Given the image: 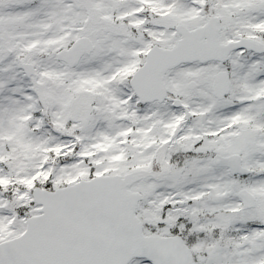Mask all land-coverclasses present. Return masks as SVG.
<instances>
[{
  "label": "snow or ice",
  "instance_id": "1",
  "mask_svg": "<svg viewBox=\"0 0 264 264\" xmlns=\"http://www.w3.org/2000/svg\"><path fill=\"white\" fill-rule=\"evenodd\" d=\"M0 264H264V0H0Z\"/></svg>",
  "mask_w": 264,
  "mask_h": 264
}]
</instances>
